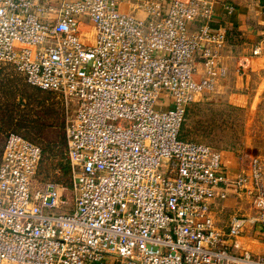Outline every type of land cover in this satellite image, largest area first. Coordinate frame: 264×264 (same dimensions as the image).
<instances>
[{
    "label": "built area",
    "instance_id": "1",
    "mask_svg": "<svg viewBox=\"0 0 264 264\" xmlns=\"http://www.w3.org/2000/svg\"><path fill=\"white\" fill-rule=\"evenodd\" d=\"M214 2L0 0V74L9 64L62 97L71 166L70 195L35 185L41 146L6 134L0 264H264V151L230 174L181 136L190 103L227 75ZM232 193L249 212L225 230L213 204Z\"/></svg>",
    "mask_w": 264,
    "mask_h": 264
},
{
    "label": "rangeland",
    "instance_id": "2",
    "mask_svg": "<svg viewBox=\"0 0 264 264\" xmlns=\"http://www.w3.org/2000/svg\"><path fill=\"white\" fill-rule=\"evenodd\" d=\"M254 43L249 65L239 66V73H250L248 84L238 89L243 94L231 95L229 90H224V77L214 90L200 95L190 103L181 127L182 137L207 143L220 151L221 156L223 153L236 156L243 165L250 163L254 154L264 151V53L261 46ZM257 45L260 49L254 52ZM1 85L6 93L0 90V156L9 131L23 136L28 131L29 136L26 138L38 143L41 150L43 146H58L62 139L64 141V127L70 111H66L61 96L27 83L22 74L9 64L3 66ZM161 101L162 98L158 100L157 106ZM72 107L73 103L69 105V110ZM10 114L12 120L10 122L9 118L8 122ZM26 120L29 123L24 125ZM42 182L38 176L35 177V185ZM62 184L63 192L70 195L69 184ZM65 205L71 206V201L67 200ZM249 242V248L259 250L258 243Z\"/></svg>",
    "mask_w": 264,
    "mask_h": 264
},
{
    "label": "crops",
    "instance_id": "3",
    "mask_svg": "<svg viewBox=\"0 0 264 264\" xmlns=\"http://www.w3.org/2000/svg\"><path fill=\"white\" fill-rule=\"evenodd\" d=\"M227 2L233 5L232 12L226 11L224 4ZM137 14L141 15L140 12ZM198 23V21H194L192 25L195 27ZM211 25L213 27L223 25L228 30L227 43L222 50V60L227 66V75L223 79L224 90H229L231 95H241L243 93L238 89L248 84L250 73L247 72L245 75H243L244 72L239 73L240 64L243 67L249 65L250 58L253 56L251 51L254 42L261 46L264 53V1L216 0ZM233 32L235 33L233 34ZM236 36L240 38L238 39ZM2 87L1 85V91ZM221 157L230 174L249 171V163L243 165L236 156H227L223 153ZM213 208L217 225L227 230L228 221L232 215H243L249 212V199L247 197L240 198L232 193L225 199H216Z\"/></svg>",
    "mask_w": 264,
    "mask_h": 264
},
{
    "label": "trees",
    "instance_id": "4",
    "mask_svg": "<svg viewBox=\"0 0 264 264\" xmlns=\"http://www.w3.org/2000/svg\"><path fill=\"white\" fill-rule=\"evenodd\" d=\"M36 88H39V87H36ZM2 92L6 93L3 90ZM18 103H20V100H18ZM9 118L11 122L12 120L11 114L7 118L8 122H9ZM21 120H23V118ZM25 123H29V121L26 120V122H24V125ZM19 125L23 126V124H19ZM24 136L25 137L29 136L28 131L24 133ZM64 143H65V138H64V141L62 139L61 144H58V146L56 145L43 146L42 158L40 160V163L36 171V176H38L41 180L43 181L54 180V181L69 184L70 177H71V166H70L69 159L66 155V152L63 150V145L65 146Z\"/></svg>",
    "mask_w": 264,
    "mask_h": 264
},
{
    "label": "bare ground",
    "instance_id": "5",
    "mask_svg": "<svg viewBox=\"0 0 264 264\" xmlns=\"http://www.w3.org/2000/svg\"><path fill=\"white\" fill-rule=\"evenodd\" d=\"M246 243H245V245H247L248 247H249V240H247V241H245Z\"/></svg>",
    "mask_w": 264,
    "mask_h": 264
}]
</instances>
